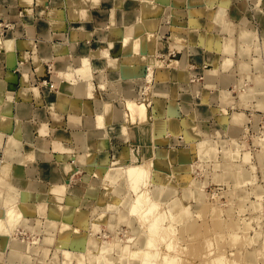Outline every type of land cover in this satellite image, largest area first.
Here are the masks:
<instances>
[{"label":"crops","instance_id":"0c3cea01","mask_svg":"<svg viewBox=\"0 0 264 264\" xmlns=\"http://www.w3.org/2000/svg\"><path fill=\"white\" fill-rule=\"evenodd\" d=\"M261 1L260 11L257 0H0V160H8L10 181L23 188L33 185V193L47 197L44 203L65 211L71 207L69 198L79 202L73 206L93 202L89 194L96 189L99 173L106 175L104 164L128 161L130 152L139 159L148 156L151 150L146 146L150 143L160 155L184 159L188 155L185 149L176 151L174 157V149L168 153L158 147L161 139L155 145L148 134L150 129L153 134L183 128V119H170L169 123L160 119L173 115L179 100L192 98L196 84L203 103L195 110L201 117H214L218 127L236 137L249 109L259 106L264 110V101L252 98L248 106L238 102L241 107L235 111L236 116L223 113V108L229 109L236 102V97L227 93L236 79L252 78L257 88L264 89ZM222 2L228 6L225 19L216 12ZM222 46L229 51L233 48V53L224 52ZM106 48L108 55H101ZM136 49L147 62L137 64L135 76L142 77L140 82L130 83L125 56L135 54ZM171 51L175 59L167 58L169 62L163 67L155 65L153 81H148L145 76L154 56L167 57ZM86 56L92 68L88 81L92 80L97 97H89L88 81L81 75L63 77ZM225 60L230 62L234 78L227 86H219L222 70L212 73L211 69ZM49 65L53 66V76L63 73V81L55 88L42 81ZM201 74L202 82H190L192 76ZM103 80L107 81L105 89L100 88ZM143 90L147 93V121L114 120L115 107L127 111V98L141 100ZM96 100H102L106 110V123L101 129L85 123L93 114ZM77 137L88 148L78 147ZM9 144L12 147L7 149ZM83 153L84 160L75 164L81 169L79 181L66 185L57 200L54 190L73 172L70 156ZM63 157H68L67 161ZM257 163L264 177V151L257 155ZM28 166L33 168L30 173ZM247 175L249 181L255 180L254 175ZM3 185L5 182L0 183ZM71 186L85 189L75 193ZM36 202L32 198L29 205Z\"/></svg>","mask_w":264,"mask_h":264},{"label":"rangeland","instance_id":"374dc122","mask_svg":"<svg viewBox=\"0 0 264 264\" xmlns=\"http://www.w3.org/2000/svg\"><path fill=\"white\" fill-rule=\"evenodd\" d=\"M257 3V9L259 10L260 8L261 11L262 1L257 0ZM219 6L216 12L223 9L224 13H221L223 19H225L228 8L227 3L222 2ZM217 22L219 21L217 20ZM137 42L139 43V40H136V47H139ZM222 47L221 49L224 52L233 53V48L229 51L224 46ZM135 51L138 52V49ZM108 53L106 48L101 55H108ZM245 53L242 52L244 56ZM137 54H127L125 59H134L136 66L147 62V58L142 52ZM86 58L89 59L88 75H84L80 70H77L78 66L74 65L70 69L73 68L75 71L70 72L69 76L66 74L63 76L70 79V76L72 77L77 73L85 81L91 79L90 58L87 56ZM167 58L174 60L175 53L171 51L167 57L161 54L154 56L151 63H149L150 71L145 76L148 81H153L155 65L158 67L165 66L169 62ZM225 62L226 60L221 65L217 63L214 66L215 68L211 69L212 73L222 70L220 71L222 80L219 86H227L234 78L233 69L229 70L230 62L227 65H225ZM48 67L51 68L52 82L55 88L63 81V77L59 76L63 73L53 76V66L49 65ZM137 68L139 69L138 66ZM227 69L228 71L226 72ZM130 77H128L130 83L141 79V77L136 79ZM250 79L242 76L228 86L227 93L235 96L236 102L229 109L223 108V113L236 116L238 113L235 111L241 107L238 102H242V106H248V101L252 98L257 99V101H264V89L257 88L253 79ZM203 80L202 74L194 75L190 78L191 83L202 82ZM91 81H88V94L89 97H94L95 94L92 91L94 85ZM106 82L105 80L101 81L100 88L105 89L107 87ZM195 88H197L196 93H194L192 98L178 101L177 110L172 111L173 115L162 119L157 118L162 120V123H169L170 119L176 121L183 119L182 123H184L185 127L183 126L178 131L173 130L174 132L163 129L153 134V129H150L148 134L153 143L162 141L158 147L164 148L168 153H170V149H174V157L176 151H182L183 149H185V154L188 153V155L184 159L182 156L174 159L171 155H160L155 152V148H152V143H150V147L146 146L148 150H151L148 156L139 159L134 153L130 152L132 156L129 154L130 160L128 161H118L114 166L104 164L106 175L99 173L96 189L93 195L89 194L93 202L82 201L81 205L73 206L79 202L69 198L71 207H66L65 211L54 204L48 206L44 203L47 198L45 195H39L38 197L31 191L34 188L33 185L23 188L21 185L11 183L10 172L6 171L8 160H0V183L5 182L6 185L0 186V217H3V219L0 218V223L1 220L2 222L5 221L4 216L6 219L8 218V207L13 205L17 208L12 207L11 209H14L15 212L17 211L16 217L19 215L16 222L20 223L14 229L10 228V225H13L11 222L14 221L16 223V217L12 219L9 217L8 221L11 220V222L9 221V225L6 220L7 222L4 223L5 230L1 228L3 224L0 225V264H137L138 256H133V253L131 255V252L133 250L134 252L140 251L144 246L146 237L151 236L152 232L149 233L148 225L158 212V215H162V224L165 225L163 226L165 227L164 229L168 228L167 224L169 227L172 225L173 229L171 230L172 232L169 228L168 231L170 232L160 230L156 233L157 235L153 232L154 235L152 236L157 242L151 251L160 253V258L158 259L160 262L157 260V264H162V252H167L169 255L177 257L178 260L174 264H203L207 259L210 260L211 257H216L219 253L223 256L225 254L227 261L229 259L227 264H264V177L261 167L258 163V166L256 165L257 155L264 151V110L259 106L255 107L256 109H249L245 124L235 137L227 134L224 128L218 127L214 117H201V114L195 110L198 104L203 103V94L199 91L198 84H196ZM134 97L130 96L127 100L131 99L135 102L143 103L147 107L145 102L147 93L145 94L144 90L141 92V100H137L138 98L135 99ZM97 102H101V105H103L102 100H96ZM95 108L96 106H94L93 114L87 116L86 118L88 119L85 120V123H91L93 128L98 125ZM126 109L127 111L123 109V114H128V117L123 115V118H114V120H123L125 117V120L128 118L132 122L136 121L135 123L147 121V108L145 119L139 120L138 118L131 119L132 111L127 105ZM151 114L153 115L154 113ZM155 115L158 116V113L156 112ZM105 118L103 113L104 123L98 125L99 127L97 126V128H104ZM126 129L125 127V131ZM124 135L128 139V135ZM159 139L161 140L159 141ZM203 140H209V143L203 145ZM76 141L81 149L88 148L87 144L81 143L79 137H77ZM11 147L12 144H9L7 149ZM136 151H139V148ZM163 152L165 154L164 150ZM235 155H240V158H234ZM70 157L71 160L69 162H71V165L69 166L73 167V172L62 186H58L54 190V192L56 191L57 200L61 199L64 190L66 191V185L79 181L81 169L75 164L77 161L84 160L85 153ZM63 158L67 161L68 157ZM143 162L144 164L148 162L150 174L147 177V184L145 185L146 181L143 182L142 186L144 187L140 186V191H138L143 192L147 189L145 192L149 193L150 200L159 204L157 211L152 213V215L150 214L152 218L149 214L148 217L147 215L144 216L147 205L137 211L141 213L140 215L133 214L137 212L130 210V206L137 193H134L136 192L134 191L135 189L133 188L132 190V187H130V181H127L125 174L121 175L114 170L117 167L124 169L125 166L137 165ZM32 170L33 168H29L28 173L32 172ZM110 171L111 174H114L111 175ZM247 173L255 176L253 182L249 181L250 177L246 178L248 176ZM71 187L73 188V186ZM84 189L82 187L73 188L72 190L75 193L76 191L82 193ZM30 194L33 196H30ZM73 197L76 198L75 196ZM32 198L39 201L35 203V206L29 205ZM42 198L44 199L43 201L41 200ZM22 201H26L28 206H24L26 204ZM17 205L21 208H18ZM22 206L26 207L25 209L27 210L24 216L23 212L26 210L24 209L22 212ZM27 208L30 211L32 210L29 214ZM144 208L145 211H143ZM19 209L22 210L19 211ZM4 211L7 212L5 213ZM141 215L146 217L149 223L147 220H143V217H140ZM20 217H23V221H21ZM9 230L11 235L8 234ZM12 230L15 231L13 232ZM1 231H4L2 232L3 234H7L4 236ZM161 234H164L166 238ZM168 239H172V243H175L171 248H168L167 243H165L169 242ZM208 243L210 244L211 254L206 253L207 248L205 245ZM105 244L111 245L110 248L108 246L106 248L111 250H104V254L102 252L99 254L101 246ZM125 247H127V253L125 251L123 253ZM101 254L104 256L102 263L98 258V255ZM77 257H82V259L80 260Z\"/></svg>","mask_w":264,"mask_h":264},{"label":"bare ground","instance_id":"6f19581e","mask_svg":"<svg viewBox=\"0 0 264 264\" xmlns=\"http://www.w3.org/2000/svg\"><path fill=\"white\" fill-rule=\"evenodd\" d=\"M158 6V5H157ZM154 7V6H153ZM219 8H221L220 6H219ZM221 12H223V9L221 10H218V12H217V14H218V16H221L222 17V13ZM224 13V12H223ZM220 19H222V18H220ZM78 20V19H77ZM153 20V19H152ZM152 23V22H151ZM147 24V23H146ZM123 41V40H122ZM129 43V42H128ZM138 43V42H137ZM135 44V43H134ZM139 44V43H138ZM127 45V44H126ZM125 45V46H126ZM128 46V45H127ZM80 47V46H79ZM78 47V48H79ZM135 48V47H134ZM103 51H105V49L103 50ZM103 51L101 52V53H103ZM109 51V50H108ZM124 51V50H123ZM139 52H141V51H139ZM146 52V51H145ZM100 53V54H101ZM124 53V52H123ZM128 53V52H127ZM138 53V52H137ZM137 53H135V54H137ZM130 54V52L128 53V55ZM107 55V54H106ZM134 55V54H133ZM138 55V54H137ZM140 55V54H139ZM127 56V55H126ZM126 61V71L128 72L127 74H129V76H131L130 78H137V77H139L140 78V76L138 75L137 77L135 76V73L137 72V70H138V68H137V66L134 64V59H126L125 60ZM139 61V60H138ZM156 63H157V61H156ZM226 64L225 65H227L228 63H229V61H227L226 60V62H225ZM77 66H78V69L77 70H80L84 75L86 74V75H88L89 74V59L88 58H86V57H83V58H81L80 59V61H79V63L77 64ZM75 71V70H74ZM61 74V73H60ZM71 74H73V73H71ZM126 74V75H127ZM68 76L70 75V74H67ZM60 76V75H59ZM128 76V77H129ZM63 77H65V76H63ZM92 78V77H91ZM142 78V77H141ZM87 80V79H86ZM90 80V79H89ZM92 82V81H91ZM90 82V83H91ZM104 84V83H103ZM89 85V84H88ZM92 85V84H91ZM90 85V86H91ZM105 86V85H104ZM96 96V95H95ZM56 97V96H55ZM53 99V98H52ZM55 100V99H54ZM138 100V99H137ZM125 105H127L129 108H130V111H132V118L131 119H137L138 118V120L139 119H145V117H146V106L143 104V103H139V102H135V101H133V100H131V99H129V100H126V102H125ZM95 106H96V112H97V116H96V121H97V124L98 125H100V124H102V123H104L103 122V113L105 112V107H104V110H103V105H101V102H97L96 104H95ZM123 109L122 108H115L114 109V111L112 112V117L113 118H121L124 114H123ZM129 113V112H128ZM128 114H126V115H124V116H127ZM128 117V116H127ZM126 117V118H127ZM123 118V117H122ZM124 119H125V117H124ZM123 119V120H124ZM137 120V121H138ZM136 122V121H135ZM145 122H146V120H145ZM96 124V125H97ZM97 125V126H98ZM105 125V124H104ZM99 127V126H98ZM102 127H103V125H102ZM126 131H127V129H126ZM125 131V132H126ZM128 135V134H127ZM130 135H131V132H130ZM206 143H209V140H203L202 141V144L204 145V144H206ZM131 155V154H130ZM132 156V155H131ZM128 158H130V157H128ZM148 163V162H147ZM147 163H145L144 164V162L143 163H141V164H137V165H131V166H125V168L123 169V168H119V167H117L116 169H114L115 170V172H117V173H120L121 175L122 174H125V176L127 177V181H130L129 183H130V185H128V186H130V187H132V190H133V188L135 189L134 191H136V192H134V193H137V195H136V197L133 199V201H132V203H131V206H130V210H132V211H138L139 209L141 210V209H143V206L144 205H147L146 207V212H145V214H144V216H146L147 215V217H148V214L150 215H152V213H154L155 211H157L156 209H157V206L159 205V204H157L155 201H151L150 200V198H149V193L147 192H145L147 189H145V191H143V192H139L140 191V186H142V183L143 182H145V185L147 184V177H148V174H150L149 173V168H148V165H147ZM126 165V164H125ZM128 165V164H127ZM108 166V165H107ZM149 167H150V164H149ZM108 168H109V166H108ZM112 168V167H111ZM108 170V169H107ZM111 170V169H110ZM109 171V170H108ZM110 174H111V171H110ZM112 174H114V173H112ZM111 174V175H112ZM109 175V174H108ZM107 175V176H108ZM117 176V175H116ZM1 180H2V178H1ZM7 180V179H6ZM8 181V180H7ZM12 183V182H11ZM127 184H128V182H127ZM15 187V186H14ZM130 187H129V189H130ZM142 187H144V186H142ZM141 187V188H142ZM131 190V189H130ZM139 190V191H138ZM144 190V189H143ZM22 192H24V191H22ZM133 192V191H132ZM32 193V192H31ZM17 195V194H16ZM20 195H21V193H20ZM28 195V194H27ZM22 196V195H21ZM30 196H33V195H31L30 194ZM20 197V196H19ZM25 197V196H24ZM21 200H22V198H21ZM24 200H26V199H24ZM23 202V201H22ZM21 202V203H22ZM17 203H19V202H17ZM23 203H25L26 204V201L25 202H23ZM146 203V204H145ZM148 203V204H147ZM12 204H13V201H12ZM28 204V203H27ZM24 205V206H28V205ZM16 205V204H15ZM18 206V205H17ZM7 207V206H6ZM12 207H15L14 205L12 206ZM12 207H8L9 209H8V212H7V214H8V218L6 219L5 218V216H4V219H5V221L4 222H2V220H1V223H0V225L1 224H3L2 225V227L1 228H5V226H4V223H6L7 221H8V219H9V217H11V219L12 218H14V217H16V215H17V211L15 212L14 211V209H11ZM20 206H18V208H19ZM23 207V206H22ZM145 207V206H144ZM17 207H15V209H16ZM21 208V207H20ZM26 208V207H25ZM24 207H23V210L22 209H19V211L20 210H22V212L24 211V209H25ZM29 208V207H28ZM27 208V209H28ZM159 208V207H158ZM1 209H3L2 207H1ZM6 210H7V208H5ZM18 210V209H17ZM26 210V209H25ZM3 211V210H2ZM32 211V210H31ZM30 211V209H28V214H29V212H31ZM131 211V213H133ZM143 211H145V208H144V210ZM142 211V212H143ZM5 212V211H4ZM5 212V213H6ZM21 212V213H22ZM130 212V211H129ZM141 212V211H140ZM4 213V214H5ZM27 213V210L25 211V212H23V216L25 215V214ZM130 213V214H131ZM2 214V213H1ZM18 214H19V212H18ZM133 214H141V213H133ZM157 214V213H156ZM155 214V216H154V218L152 219V221H151V223L148 225L149 226V233L150 232H152V234H151V236L149 235L148 237H146L147 239L145 240V243H144V246L141 248V250L140 251H135L134 252V250L131 252V255H133V256H138V263L137 264H157V262L159 261L158 259L160 258V253L159 252H157V251H151L153 248H154V245H156V240H155V238L152 236V235H154V233L156 234V233H158L160 230L162 231H166V232H170L173 228L171 227L172 225H170V227L168 226V224H167V227L170 229V231H168L169 229L168 228H166V229H164L165 227H163V226H165V225H163L162 223H163V219L161 218L162 217V215L160 216V215H158L159 214V212H158V214L156 215ZM6 215V214H5ZM151 215H150V217H151ZM1 216H3V215H1ZM17 217H19V215L17 216ZM17 217H16V220H15V222L18 220L17 219ZM141 218L143 217V215H141L140 216ZM149 217V218H150ZM1 218V217H0ZM148 218V219H149ZM152 218V217H151ZM1 219H3V217L1 218ZM20 219H21V221H23L22 219H23V217L21 218L20 217ZM7 220V221H6ZM143 220H147L146 219V217H143ZM142 220V221H143ZM10 222H11V220H9ZM8 221V223H9V225H10V222ZM148 221V220H147ZM144 222V221H143ZM11 223H13V225L11 226L10 225V228L12 227V229H14V227L19 223V222H16V223H14V221L13 222H11ZM148 223H149V221H148ZM7 225V224H6ZM9 225H7V226H9ZM18 225H20V223L18 224ZM4 226V227H3ZM19 227V226H18ZM17 227V228H18ZM22 227V226H21ZM10 228H8V229H10ZM2 229V230H3ZM5 230V229H4ZM7 230V229H6ZM19 230V229H18ZM13 231V230H12ZM15 231V230H14ZM13 231V232H14ZM2 232H4V231H1V234H3ZM9 233L8 234H10L11 233V231L9 230L8 231ZM154 232V233H153ZM172 232V231H171ZM6 233V232H5ZM16 233V232H15ZM7 234V233H6ZM6 234H3L4 236L6 235ZM11 235V234H10ZM157 235V234H156ZM162 235V234H161ZM8 236V235H7ZM162 236H164L165 237V235L163 234ZM166 238V237H165ZM172 238V237H171ZM162 239H163V237H162ZM170 239V238H169ZM168 239V240H169ZM164 240V239H163ZM171 241V242H170ZM206 241H207V239H206ZM208 242H209V240H208ZM108 243V242H107ZM165 243H167V247L169 248H171V247H173V245L175 244H173L172 243V239L171 240H169V242L167 241V242H165ZM107 246L108 245H102L101 246V249L99 250V254H100V252H102L103 253V251L104 250H111V249H106L107 248ZM110 246L111 245H109L108 246V248H110ZM22 247V246H21ZM153 247V248H152ZM205 247L207 248V250H206V253L207 254H209L210 253V249H209V247H210V244L208 243V244H206L205 245ZM65 251V250H64ZM67 251V250H66ZM124 251L127 253L128 251H127V247H125L124 249H123V253H124ZM202 251V250H201ZM108 252H110V251H108ZM107 253V252H106ZM130 253V252H129ZM133 253V254H132ZM194 253V252H193ZM65 254V253H64ZM72 254H74V253H72ZM104 254V253H103ZM103 254H101V255H98V258H99V260L101 261V263H102V261H104V256H103ZM211 254V253H210ZM80 255H84V254H80ZM126 255V254H125ZM128 255V254H127ZM130 255V254H129ZM158 255H159V257H158ZM78 256H79V254H78ZM132 256V257H133ZM161 256H162V264H174L175 262H177V257H175L174 255H169V253H163L162 252V254H161ZM210 256V255H209ZM80 257V256H79ZM79 257H77V258H79ZM158 257V258H157ZM136 258V257H135ZM212 258V257H211ZM210 258V260H208L207 259V261H205L203 264H227V262L229 261V259H228V261L226 260V257H225V254H224V256L222 255V254H220L219 253V255H216V257L214 256L212 259ZM80 260L82 259V257L81 258H79ZM158 260V261H157ZM202 262H203V260L202 259H200ZM160 262V261H159ZM186 262V261H185ZM104 263V262H103ZM201 263V262H200ZM229 263V262H228ZM161 264V263H160ZM198 264V263H197ZM202 264V263H201Z\"/></svg>","mask_w":264,"mask_h":264},{"label":"built area","instance_id":"2783aa9c","mask_svg":"<svg viewBox=\"0 0 264 264\" xmlns=\"http://www.w3.org/2000/svg\"><path fill=\"white\" fill-rule=\"evenodd\" d=\"M51 75V68L50 67H47V70H46V75L45 77L42 79L43 83L44 84H47L50 86V88H54V84H53V79H52V76Z\"/></svg>","mask_w":264,"mask_h":264}]
</instances>
